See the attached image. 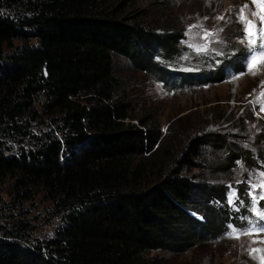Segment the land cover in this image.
Returning <instances> with one entry per match:
<instances>
[{"label":"trees","instance_id":"trees-1","mask_svg":"<svg viewBox=\"0 0 264 264\" xmlns=\"http://www.w3.org/2000/svg\"><path fill=\"white\" fill-rule=\"evenodd\" d=\"M135 8L134 0H0V179L41 188L63 219L43 240L26 235L22 220L0 230V264H162L147 253L191 250L230 224L242 226L240 202L264 206L246 181L229 205L223 180L205 186L185 173L209 143L225 149L213 166L221 175L238 158L254 163L249 148L235 142L227 150L223 133L196 129L168 144L158 123L139 115L118 57L170 89L222 81L224 69H169L156 57L174 55L185 33H160ZM231 39L220 61L241 70L246 47ZM247 118L226 120L244 133L256 125ZM259 128L256 142L264 141Z\"/></svg>","mask_w":264,"mask_h":264},{"label":"rangeland","instance_id":"rangeland-1","mask_svg":"<svg viewBox=\"0 0 264 264\" xmlns=\"http://www.w3.org/2000/svg\"><path fill=\"white\" fill-rule=\"evenodd\" d=\"M134 3L135 10L144 11L147 15L145 21L154 25L158 32L181 30L186 37L191 38V42L204 46L202 55L216 51L227 52L231 38L235 39L239 46L245 45L242 36L244 26L238 19V9L247 4L252 10H256L250 0H134ZM167 26L174 28L164 29ZM206 32L217 34L205 38ZM239 32L241 34L237 35ZM21 43V40L13 41L14 46ZM197 54L184 45L169 58L159 56L157 60L179 71L191 73L208 68L201 58L202 55L197 58ZM212 60L220 65L211 73L220 72L225 64L217 58ZM242 69H245V72L213 84H195L170 89L153 73L135 69L121 57L116 59V70L125 79L128 93L139 115L158 123L164 136L163 142L170 144L171 141L174 145L179 134L196 129L193 133L197 136L223 133L229 143L227 150H231L233 143L239 142L252 151L251 154L257 161L248 165L244 159L238 158L227 175H221L215 172L213 166L219 161L221 150L225 149H218L209 143L205 145L200 160H197L199 166L185 169L191 180L205 186L218 185L219 181L223 180L226 186L225 202L229 205V197L232 200L237 197L240 190L237 185L244 181L251 185L252 196L259 199L260 195L264 194V188L259 187L261 181H254L256 177L264 180V177L260 176V173L264 172V157L259 153L260 148L264 150V141H255V134L261 131L259 127L264 124V110L257 106V103L260 107L264 104V99L257 102V97L264 91L261 88V82L264 81V65L255 76L248 73L246 68ZM234 76L239 78L234 79ZM249 113L254 119V125L256 124L252 131L238 132L230 125V120L233 122L234 119L226 120L229 114H236L245 117V122L250 123L251 120L247 118ZM221 114H224L222 118L219 117ZM48 126L49 124L40 125L34 131L45 130ZM232 132H237L239 136L233 137ZM253 184L258 187L253 189ZM233 192L235 196H232ZM0 193V230L12 227L22 220L28 225L26 235L33 241L55 236L63 222L61 212L56 202L41 188H18L14 178L6 177L0 179ZM254 208L253 206L251 211ZM195 214L202 217L200 213ZM230 226L240 231L248 229L230 224L224 233L200 240L186 252L153 250L147 253V256L157 257L162 264H254L256 254L251 249L264 250V243L259 242L264 240V232L241 235L239 239H233L229 237ZM257 253L260 257L263 256L261 252Z\"/></svg>","mask_w":264,"mask_h":264},{"label":"snow or ice","instance_id":"snow-or-ice-1","mask_svg":"<svg viewBox=\"0 0 264 264\" xmlns=\"http://www.w3.org/2000/svg\"><path fill=\"white\" fill-rule=\"evenodd\" d=\"M252 5L255 7L256 10H252L249 5L245 4L240 6L238 9V19L240 23L244 26V32L248 39V45L250 46V51L253 53L250 58L246 62V69L247 72L251 75L255 76L261 70V66L264 65V0H251ZM247 10V14H246ZM252 18H257L260 22L261 27L257 28V25ZM219 19H223V17H218ZM202 27V26H200ZM217 33L206 32L205 38L210 35H216ZM257 36H259L260 44L257 47ZM198 51L205 50L204 46H201L197 49ZM234 79H238V76H234ZM261 88L264 89V81L261 82ZM264 99V91H261L259 96L257 97V102H260ZM261 110H264V104L261 105ZM261 177H264V172L260 173ZM253 189L257 188L258 185L253 184ZM260 188H264V180L261 181L259 184ZM235 192L232 193V196H235ZM253 201H256V196L252 197ZM259 199L264 200V194H261ZM233 200L229 197V203H232ZM256 212L257 216L264 219V212L259 211L257 209H253ZM264 232V226H258L253 224L250 228L240 231L236 228L230 226L229 237L233 239H239L241 235H253V234H260ZM264 243V240L259 241ZM251 251L260 252L264 251L261 249H251ZM261 264H264V256L260 257Z\"/></svg>","mask_w":264,"mask_h":264},{"label":"clouds","instance_id":"clouds-1","mask_svg":"<svg viewBox=\"0 0 264 264\" xmlns=\"http://www.w3.org/2000/svg\"><path fill=\"white\" fill-rule=\"evenodd\" d=\"M161 56V55H160ZM159 57V56H158Z\"/></svg>","mask_w":264,"mask_h":264}]
</instances>
